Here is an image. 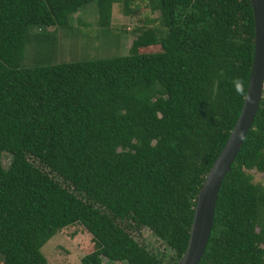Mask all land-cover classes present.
Masks as SVG:
<instances>
[{
  "label": "trees",
  "instance_id": "1",
  "mask_svg": "<svg viewBox=\"0 0 264 264\" xmlns=\"http://www.w3.org/2000/svg\"><path fill=\"white\" fill-rule=\"evenodd\" d=\"M134 2L0 0L3 264H48L41 248L73 225L93 243L81 264H177L184 254L197 193L246 94L250 0H149L159 27L135 28L123 56L56 64L27 53L35 28L67 30L93 3L106 31L112 6L133 16ZM252 172L264 174V93L199 264H264V186ZM144 229L164 251L137 241Z\"/></svg>",
  "mask_w": 264,
  "mask_h": 264
},
{
  "label": "rangeland",
  "instance_id": "2",
  "mask_svg": "<svg viewBox=\"0 0 264 264\" xmlns=\"http://www.w3.org/2000/svg\"><path fill=\"white\" fill-rule=\"evenodd\" d=\"M131 7L137 11L133 16L125 14L121 4H114L109 19V30L102 31L98 23L97 10L93 3H90L71 17L67 30L33 29L31 33L37 39L32 35L29 46L36 40L37 47L32 44L34 47H27V53L30 49L32 52L37 50L49 63L56 64L127 55L133 40L137 37L135 28L159 27L158 14L150 11L149 0H135ZM144 20H148L149 23H145ZM156 51L157 48H151L141 52ZM35 61L39 63L40 59L35 58ZM2 161L3 166L8 167L10 157L6 155ZM252 173L254 181L264 186V174ZM135 237L140 244L151 251H164L161 241L146 229L137 233ZM92 251L91 236L81 225H73L61 230L41 248L48 264H81V259ZM0 264H3L1 256ZM102 264L118 263H109L103 259Z\"/></svg>",
  "mask_w": 264,
  "mask_h": 264
},
{
  "label": "water",
  "instance_id": "3",
  "mask_svg": "<svg viewBox=\"0 0 264 264\" xmlns=\"http://www.w3.org/2000/svg\"><path fill=\"white\" fill-rule=\"evenodd\" d=\"M254 25V54L240 114L207 173L195 200L186 250L177 264H199L211 234L218 193L250 130L264 91V0H250Z\"/></svg>",
  "mask_w": 264,
  "mask_h": 264
},
{
  "label": "built area",
  "instance_id": "4",
  "mask_svg": "<svg viewBox=\"0 0 264 264\" xmlns=\"http://www.w3.org/2000/svg\"><path fill=\"white\" fill-rule=\"evenodd\" d=\"M264 92V91H263Z\"/></svg>",
  "mask_w": 264,
  "mask_h": 264
},
{
  "label": "clouds",
  "instance_id": "5",
  "mask_svg": "<svg viewBox=\"0 0 264 264\" xmlns=\"http://www.w3.org/2000/svg\"><path fill=\"white\" fill-rule=\"evenodd\" d=\"M264 93V92H263Z\"/></svg>",
  "mask_w": 264,
  "mask_h": 264
}]
</instances>
